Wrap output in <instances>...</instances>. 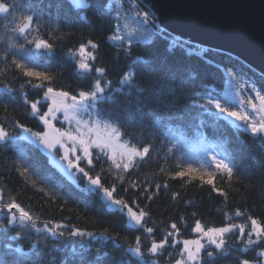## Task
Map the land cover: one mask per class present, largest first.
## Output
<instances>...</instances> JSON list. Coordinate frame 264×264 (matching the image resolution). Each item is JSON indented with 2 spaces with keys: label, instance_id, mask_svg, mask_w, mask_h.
I'll list each match as a JSON object with an SVG mask.
<instances>
[{
  "label": "trees",
  "instance_id": "obj_1",
  "mask_svg": "<svg viewBox=\"0 0 264 264\" xmlns=\"http://www.w3.org/2000/svg\"><path fill=\"white\" fill-rule=\"evenodd\" d=\"M13 3L17 8L12 15H34V21L32 29L20 35L12 31V16L0 15V126L12 137L0 141V188L2 203L15 199L32 220L13 221L0 207V264H170L180 259L182 249V244L172 241L196 238V220L206 227L247 224L246 217L234 215L236 209L264 218L262 138L233 124L214 105L210 111L202 107L209 98L222 103L230 71L253 79L264 90L263 75L227 52L169 33L142 0H88V8L75 7L73 0ZM144 12L149 13L147 21ZM125 23L149 38L138 39L134 34L131 44L109 39L116 25ZM126 33L121 27L119 34ZM36 39L47 40L53 47L37 49ZM89 40L99 45L94 50L97 58L90 63L94 69L104 68L103 76L95 71L82 73L79 68L75 50ZM13 61L47 72L54 77L51 86L73 95L91 90L101 80L106 88L101 95L107 98L96 102V110L117 122L125 139L140 148L150 146V152L127 172H118L95 151L99 159H94V165L81 162V166L92 176L100 174L105 187L115 185V198H123L134 211L138 205L148 212L143 225L154 229L151 235L131 224L118 206L109 208L102 191L90 190L94 186L87 177L79 172L70 177L47 150L24 135L20 124L32 131L44 130L42 122L30 114L27 101L41 100L45 89L34 88L39 81L24 76ZM129 70L135 73L133 87L121 82ZM40 107L46 111L45 104ZM55 123L61 127L60 120ZM213 155L233 168L231 180L215 170ZM189 165L199 172L173 178ZM205 171L215 172V186L227 192V198L199 179ZM155 185L161 187L153 195ZM172 223L180 229L179 235L170 238L161 253L148 252L151 238L160 240L172 231ZM76 229L93 235L72 236ZM137 237L143 258L131 250ZM245 242L246 237L241 240L235 231L228 234L225 250L206 246L202 264H239V259L261 264L264 258L257 254L264 243L243 252ZM207 252L213 256L207 257Z\"/></svg>",
  "mask_w": 264,
  "mask_h": 264
},
{
  "label": "snow or ice",
  "instance_id": "obj_2",
  "mask_svg": "<svg viewBox=\"0 0 264 264\" xmlns=\"http://www.w3.org/2000/svg\"><path fill=\"white\" fill-rule=\"evenodd\" d=\"M73 3L77 8L90 7L88 0H73ZM16 8L17 5L13 3V0H0V15H4L5 17L12 16V31L24 35L32 29L34 15L14 16L12 14L15 12ZM136 15L140 16L141 13L137 12ZM117 16H119V14H117ZM142 16L143 20L147 21L149 13L144 12ZM121 27L127 29L126 36L119 34ZM116 29V32L109 37V39L113 41H126L128 44H131L134 34L138 39L149 38L148 34L137 33V30L131 28L127 23L123 25L117 24ZM34 43L37 49H51L53 47L52 44L43 39H36ZM98 47V44L89 40L86 43L80 44L75 50V54L79 57V68L82 73L95 71L101 76L104 75L106 71L104 68L94 69L93 65L90 63V61L96 60L97 57L94 54V50ZM89 48L93 51H89ZM13 63L17 68L21 69L24 76L36 78L39 81L38 84L32 85L34 88L45 89L41 100L27 101V97L25 96V100L30 105V114L37 117L38 120L42 122L44 130L33 132L31 129L25 128L23 124H20L19 127L24 128L25 132L30 133V136L34 138L37 144L48 151L52 161L56 163L58 167L64 168L65 171L74 170L87 177L89 185L94 186L91 187L90 190L102 191L104 197L108 201L107 206L109 208L118 206L121 212L127 213L131 221L140 225L145 232L151 235L154 229L150 227L145 228L143 225L144 218L149 216L148 212L144 209H140L138 205H136V210L134 211L133 207L129 206L123 198H115L114 193L117 191L115 185L105 187L104 183H102L100 174L92 176L85 170V167L81 166V162H84L86 165H94V159H99V155L94 157L95 151L110 160L112 167L118 172H127L129 169L136 168L138 166L137 161H143L150 152V146L140 148L125 139L119 124L110 119L103 118L102 114L96 110V102L107 98L101 95L106 92V88L102 86L101 80L97 79L92 85L91 90H80L73 95L69 91L51 86L54 77L47 72L37 71L35 68H30L19 61H13ZM134 77L135 73L129 70L123 75L121 82L129 87H133ZM27 83L31 84V79H29ZM104 83L110 85L111 81H104ZM245 86V84L240 85L241 88ZM21 87L23 88V85H21ZM108 91L110 92L111 89H108ZM249 91L254 93L255 99H253L252 96H249L246 101L241 98L239 111L226 107L221 103L220 99L216 98H209L202 107L210 111L209 106L214 105L220 113H227L229 117H233L235 120L242 122L241 126H245L254 136L261 137L262 142H264V91L258 89L255 84L249 87ZM196 96H200V94L196 93ZM42 103L46 105V111H42L40 107ZM246 108L251 109L252 115L245 110ZM58 114L62 115L63 120L68 123V128L57 127L55 122H57ZM85 114L88 116V119L82 118ZM9 139H12V137L9 136V133L3 126H0V141ZM61 149L62 155L57 157L56 153ZM211 159L215 163V170L225 173L229 180H231L233 168L229 166L228 163H225L224 160L218 159L216 155H213ZM27 171L28 169L25 168L24 172ZM198 172V169L189 165L186 170L175 172L173 178H182L185 175L192 176L193 173ZM214 175L215 172L205 171L199 173V179L210 185L214 191L227 198V192L216 188L213 180ZM119 179L123 181L124 177L120 176ZM131 186L136 187L135 184ZM160 187L161 185H155V192L153 195L158 194ZM163 187L166 188L167 184L165 183ZM3 194L4 190L0 188V207L8 211L13 221L19 219L20 222L23 223L32 220L31 213L26 211L15 199L9 198L8 203L3 204ZM146 198L151 199V197ZM234 215L246 217L248 223L234 224L229 222L219 227H206L199 220H196L193 231L198 234L197 238L183 240L175 239L172 241L178 245L182 244L180 259H177L175 264H202L206 245H214L217 249L223 251L226 249V237L234 231L241 240H244L246 237L243 252H247L250 246H258L264 243V218L257 219L251 217L240 209H236ZM229 220H231V217H229ZM59 227L60 225H57V228ZM170 228L172 231H166L160 240H156L154 237L151 238L150 247L147 248L148 252L154 255L161 253L165 246L169 245L170 238L179 235L180 229L175 223H172ZM52 231L53 235H56V232L54 230ZM70 234L72 236L93 235L91 232L81 231L80 229H76ZM131 250L143 258L141 239L139 237L136 238L135 247ZM206 255L211 258L213 253L207 252ZM257 255L259 258H264V248H261ZM145 264H147V262H145ZM239 264H257V261L239 259ZM261 264H264V261H262Z\"/></svg>",
  "mask_w": 264,
  "mask_h": 264
},
{
  "label": "water",
  "instance_id": "obj_3",
  "mask_svg": "<svg viewBox=\"0 0 264 264\" xmlns=\"http://www.w3.org/2000/svg\"><path fill=\"white\" fill-rule=\"evenodd\" d=\"M163 29L227 52L264 76V0H142Z\"/></svg>",
  "mask_w": 264,
  "mask_h": 264
},
{
  "label": "rangeland",
  "instance_id": "obj_4",
  "mask_svg": "<svg viewBox=\"0 0 264 264\" xmlns=\"http://www.w3.org/2000/svg\"><path fill=\"white\" fill-rule=\"evenodd\" d=\"M76 57H77V59L79 61V57L77 55H76ZM233 74L234 73L232 71H230V75H231L232 78H230V80H229L230 83L226 86V88H225V90L223 92V101H222V104H224L226 107H229L230 109H235V110L239 111L240 110L239 104H240L241 98H243L245 101L247 99H246L245 96H243V91L238 87V84H239V82H240V80L242 78H239V77L236 76V74L235 75H233ZM245 110H247L249 112V114L252 115V112H251V109L250 108H246ZM221 115L223 117L229 119L233 124L242 125V122L235 120V118H233V117H229L227 115V113H221ZM82 118L88 119V116L85 114V115H83ZM57 120H60L61 127H63V128H68L69 127L68 123L63 120L62 115L58 114ZM33 132H36V131H33ZM24 135H26L27 137H29L31 140L34 141V138H32L30 136V133L24 131ZM60 155H62V149L56 153V156L57 157H59ZM65 167H66V165H65ZM59 168L64 173H66L67 175H69L70 177L75 178L76 171H74V170H67V171H65L64 168H61V167H59ZM129 221H130L131 224H134L135 225V222L131 221L130 219H129ZM170 264H175V262L174 263H170Z\"/></svg>",
  "mask_w": 264,
  "mask_h": 264
},
{
  "label": "built area",
  "instance_id": "obj_5",
  "mask_svg": "<svg viewBox=\"0 0 264 264\" xmlns=\"http://www.w3.org/2000/svg\"><path fill=\"white\" fill-rule=\"evenodd\" d=\"M241 84H245L246 86L243 87V89L246 91V93L248 94V96H250V93H249V87L254 84L251 80L249 79H246V80H243L241 81ZM257 87V86H256ZM258 88V87H257ZM260 89V88H258Z\"/></svg>",
  "mask_w": 264,
  "mask_h": 264
}]
</instances>
